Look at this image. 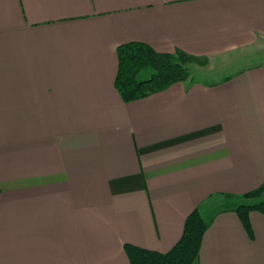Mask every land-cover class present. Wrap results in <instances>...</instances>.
Returning <instances> with one entry per match:
<instances>
[{
  "label": "crops",
  "instance_id": "crops-1",
  "mask_svg": "<svg viewBox=\"0 0 264 264\" xmlns=\"http://www.w3.org/2000/svg\"><path fill=\"white\" fill-rule=\"evenodd\" d=\"M130 43L207 65L125 103ZM262 186L264 0H0V264L166 254L196 209ZM194 264H264V214L215 216Z\"/></svg>",
  "mask_w": 264,
  "mask_h": 264
},
{
  "label": "trees",
  "instance_id": "trees-1",
  "mask_svg": "<svg viewBox=\"0 0 264 264\" xmlns=\"http://www.w3.org/2000/svg\"><path fill=\"white\" fill-rule=\"evenodd\" d=\"M118 72L115 86L123 102L131 103L152 94L165 91L177 83L191 85L190 66H206L204 59L177 51L174 54H159L149 46L130 43L117 50ZM142 74L149 75L140 79ZM264 186L248 193L244 200L250 202H231L223 204L209 215L196 209L185 221L184 232L178 244L168 253L160 254L125 245L124 251L131 264H194L198 259L201 243L206 230L215 216L232 212L248 229V216L252 212L264 214V198H260Z\"/></svg>",
  "mask_w": 264,
  "mask_h": 264
},
{
  "label": "rangeland",
  "instance_id": "rangeland-1",
  "mask_svg": "<svg viewBox=\"0 0 264 264\" xmlns=\"http://www.w3.org/2000/svg\"><path fill=\"white\" fill-rule=\"evenodd\" d=\"M203 67V66H202ZM234 69H223V70H215L213 72H209L207 73L206 75L205 74H201L202 77H200L201 79L203 80H220L221 78L223 77H227L229 76L231 73L230 72H233ZM195 74V72H194ZM149 75L147 74H142V76L140 77V79H145L147 78Z\"/></svg>",
  "mask_w": 264,
  "mask_h": 264
}]
</instances>
